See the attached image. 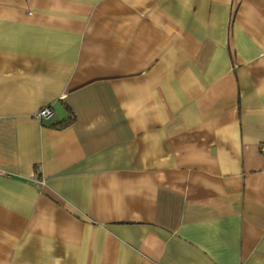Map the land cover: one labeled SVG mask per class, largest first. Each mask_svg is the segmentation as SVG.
<instances>
[{
  "label": "crops",
  "instance_id": "0c3cea01",
  "mask_svg": "<svg viewBox=\"0 0 264 264\" xmlns=\"http://www.w3.org/2000/svg\"><path fill=\"white\" fill-rule=\"evenodd\" d=\"M262 146L264 0H0V264H264Z\"/></svg>",
  "mask_w": 264,
  "mask_h": 264
},
{
  "label": "built area",
  "instance_id": "2783aa9c",
  "mask_svg": "<svg viewBox=\"0 0 264 264\" xmlns=\"http://www.w3.org/2000/svg\"><path fill=\"white\" fill-rule=\"evenodd\" d=\"M52 115V110L48 106L41 107L35 114V117L38 119L49 118ZM264 151V146L261 147Z\"/></svg>",
  "mask_w": 264,
  "mask_h": 264
}]
</instances>
